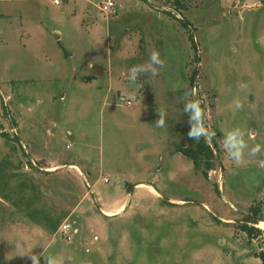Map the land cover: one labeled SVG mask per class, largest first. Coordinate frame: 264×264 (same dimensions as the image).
I'll use <instances>...</instances> for the list:
<instances>
[{"label":"rangeland","instance_id":"1","mask_svg":"<svg viewBox=\"0 0 264 264\" xmlns=\"http://www.w3.org/2000/svg\"><path fill=\"white\" fill-rule=\"evenodd\" d=\"M101 1L0 0V264H31L30 251L40 264L44 251L64 264H263L264 233L240 225L254 206L264 231V0H115L109 14ZM153 50L165 67L138 88L128 71ZM193 87L215 133L206 176L177 151L196 144ZM236 127L262 149L239 167L222 149Z\"/></svg>","mask_w":264,"mask_h":264},{"label":"clouds","instance_id":"2","mask_svg":"<svg viewBox=\"0 0 264 264\" xmlns=\"http://www.w3.org/2000/svg\"><path fill=\"white\" fill-rule=\"evenodd\" d=\"M165 60L161 58L159 51L153 50L150 52L148 60L133 65L128 71V80L131 84L140 88L142 85L139 83V78L142 74L148 77H155L158 75L159 69L165 67ZM197 96V90L188 88L183 95L184 99V113L188 114V137L195 142H199L201 138L207 143L214 138L215 133L209 129L205 120V112L201 107V102L195 99ZM235 108H242V104L238 99L233 101ZM158 119L155 121L157 127H163L165 125L166 112L163 109H158ZM222 149L228 154L234 164L239 167L245 157V150L249 156H257L261 153L262 149L259 144H255L249 148L248 143L245 141V133L239 128H232L223 133ZM264 167V163L261 164ZM46 264H64V261L58 259L52 255H45L43 253ZM31 264H40V255L33 254L31 251L24 254ZM69 264H72V258H68Z\"/></svg>","mask_w":264,"mask_h":264},{"label":"trees","instance_id":"3","mask_svg":"<svg viewBox=\"0 0 264 264\" xmlns=\"http://www.w3.org/2000/svg\"><path fill=\"white\" fill-rule=\"evenodd\" d=\"M0 17L2 15L0 14ZM183 21V20H182ZM186 23V22H185ZM184 23V24H185ZM186 26V25H185ZM190 39L193 42V46L195 47L196 44H194V37L192 34H190ZM195 75V73H194ZM194 76L192 77V79ZM201 107L205 112V106L201 103ZM1 135L5 138H10V135L2 130ZM177 151L184 153L188 157H190L195 167L200 168V159L204 162V174L207 175L208 170L212 169L214 167V150L209 142H205L203 138L199 142H196L195 147L189 148L184 147L182 144L178 145ZM0 174H1V164H0ZM34 218V217H33ZM261 221V217L258 216V210L255 209L254 206L251 207L250 215L245 216L244 222L240 225V228L242 231H244L250 239L254 237H258L262 233H264L263 230L255 226V223H258ZM59 221H53L50 216L45 215V223L44 226L48 228L50 231L55 232L57 230ZM256 257L260 258L262 263L264 264V251L257 252L255 254Z\"/></svg>","mask_w":264,"mask_h":264},{"label":"built area","instance_id":"4","mask_svg":"<svg viewBox=\"0 0 264 264\" xmlns=\"http://www.w3.org/2000/svg\"><path fill=\"white\" fill-rule=\"evenodd\" d=\"M64 0H54V3L59 5L63 2ZM118 2L115 0H102L99 4V8L100 10L105 13V14H109V13H114L118 10ZM70 225L68 224H62L60 226V228L62 229V231L67 232L69 230Z\"/></svg>","mask_w":264,"mask_h":264},{"label":"crops","instance_id":"5","mask_svg":"<svg viewBox=\"0 0 264 264\" xmlns=\"http://www.w3.org/2000/svg\"><path fill=\"white\" fill-rule=\"evenodd\" d=\"M107 214H109V215H113V214H116L117 212H112V211H105ZM258 260H260L261 261V259H259L258 258Z\"/></svg>","mask_w":264,"mask_h":264}]
</instances>
